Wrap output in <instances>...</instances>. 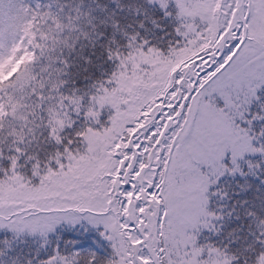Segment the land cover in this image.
<instances>
[{
  "label": "snow or ice",
  "instance_id": "obj_1",
  "mask_svg": "<svg viewBox=\"0 0 264 264\" xmlns=\"http://www.w3.org/2000/svg\"><path fill=\"white\" fill-rule=\"evenodd\" d=\"M0 264H264V0H0Z\"/></svg>",
  "mask_w": 264,
  "mask_h": 264
}]
</instances>
